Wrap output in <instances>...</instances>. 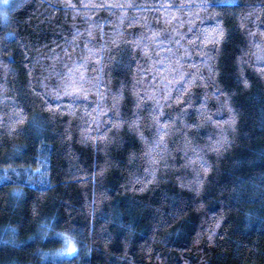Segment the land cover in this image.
Returning a JSON list of instances; mask_svg holds the SVG:
<instances>
[{
	"label": "trees",
	"instance_id": "1",
	"mask_svg": "<svg viewBox=\"0 0 264 264\" xmlns=\"http://www.w3.org/2000/svg\"><path fill=\"white\" fill-rule=\"evenodd\" d=\"M0 264H264V0H14Z\"/></svg>",
	"mask_w": 264,
	"mask_h": 264
},
{
	"label": "rangeland",
	"instance_id": "2",
	"mask_svg": "<svg viewBox=\"0 0 264 264\" xmlns=\"http://www.w3.org/2000/svg\"><path fill=\"white\" fill-rule=\"evenodd\" d=\"M14 0H0V16L3 20L6 19L7 16V11L9 9V7L13 4ZM67 245L66 248L63 249V252L61 251V253L66 254V255H70L73 253L74 248L72 243H70L69 239H66Z\"/></svg>",
	"mask_w": 264,
	"mask_h": 264
}]
</instances>
